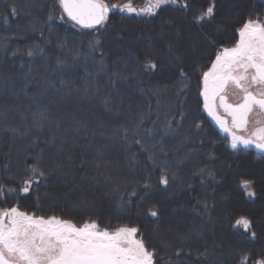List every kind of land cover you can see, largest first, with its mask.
Instances as JSON below:
<instances>
[{
  "label": "trees",
  "instance_id": "trees-1",
  "mask_svg": "<svg viewBox=\"0 0 264 264\" xmlns=\"http://www.w3.org/2000/svg\"><path fill=\"white\" fill-rule=\"evenodd\" d=\"M212 2L170 1L154 15L114 9L86 29L59 0H0V209L136 227L154 264L264 255V155L233 149L199 95L217 51L248 19L264 22V0H214V19L194 23ZM146 56L155 72L138 71ZM33 166L45 175L24 193ZM241 217L254 239L235 227Z\"/></svg>",
  "mask_w": 264,
  "mask_h": 264
},
{
  "label": "snow or ice",
  "instance_id": "snow-or-ice-1",
  "mask_svg": "<svg viewBox=\"0 0 264 264\" xmlns=\"http://www.w3.org/2000/svg\"><path fill=\"white\" fill-rule=\"evenodd\" d=\"M166 3L169 0H148L147 5L138 10L131 2L121 6L110 5L105 0H59L67 17L86 29L105 25L113 8L154 15L156 9ZM12 14L15 15V8ZM214 16L213 0L194 18V23L202 24ZM237 33L236 43L232 47H221L211 67L202 73L199 95L203 99V108L231 136L233 149L241 144L245 147L254 145L264 152V119H257L249 129L251 114L264 117V22L248 19ZM168 48L171 51L172 45L169 44ZM28 55L32 56L33 52L29 51ZM100 55L103 57L104 53ZM144 59L145 63L138 71L155 72L160 67L153 58L146 56ZM113 75L119 77L121 74L116 72ZM181 77L186 79L183 70ZM230 89L238 94V102H228ZM218 108L231 117V124L218 115ZM40 118L47 119L44 113H40ZM11 131L16 132L17 129ZM44 175L42 170L33 166L22 191L29 192L34 178ZM159 182L167 186L169 179L162 174ZM251 186V180L242 181L245 189ZM249 195L254 196L255 193L249 192ZM150 215L156 217L158 212L152 210ZM241 226L253 239L256 237L252 220L239 218L235 227ZM137 233L136 227L122 226L109 231L101 229L95 221L78 226L69 219L29 214L18 207L0 209V264H154L155 252L137 238ZM249 258L250 254L245 253L240 264H248ZM253 264H264V255Z\"/></svg>",
  "mask_w": 264,
  "mask_h": 264
},
{
  "label": "rangeland",
  "instance_id": "rangeland-1",
  "mask_svg": "<svg viewBox=\"0 0 264 264\" xmlns=\"http://www.w3.org/2000/svg\"><path fill=\"white\" fill-rule=\"evenodd\" d=\"M170 1H172V0H169V2ZM126 3H129V2H125V3H121V4H117V5H124V4H126ZM147 3H148V0H145V3L141 6H139V5H137V4H133L132 3V5H133V7H135L136 9H141V8H143V7H145L146 5H147ZM114 9H117V10H120L121 12H123V13H127V14H147V13H138V12H128L127 10H121V8H113V9H111L110 10V12L112 11V10H114ZM227 97H228V102L229 103H236V102H238V94L234 91V90H232V89H230L229 91H228V93H227ZM217 104H219V101L217 100ZM206 111V110H205ZM207 112V111H206ZM217 112H218V115H220V117L222 118V119H225V120H227L228 121V123L229 124H231V117H229V116H227V114L223 111V109L222 108H218L217 109ZM207 114H208V112H207ZM208 116L210 117V119L212 120V122L218 127V129L221 131V132H223L224 134H226V135H228L229 136V138H230V141H231V136L228 134V133H226V132H224L223 131V129L220 127V125L216 122V120L212 117V116H210L209 114H208ZM257 119H264V117H260V116H258L256 113H253V114H251L250 115V124H249V129H251L253 126H254V122L257 120ZM240 146H244V145H240ZM247 147H253V148H255V146L254 145H250V146H247ZM255 149H257V148H255ZM257 150H259V149H257ZM260 152H261V150H259ZM261 153H263V155H264V152H261ZM82 225V224H81ZM78 226H80V225H78ZM109 231H114V230H109Z\"/></svg>",
  "mask_w": 264,
  "mask_h": 264
}]
</instances>
